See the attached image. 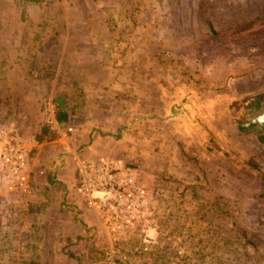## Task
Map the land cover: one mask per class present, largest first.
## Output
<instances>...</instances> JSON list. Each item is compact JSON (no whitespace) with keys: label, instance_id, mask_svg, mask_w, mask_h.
I'll use <instances>...</instances> for the list:
<instances>
[{"label":"rangeland","instance_id":"1","mask_svg":"<svg viewBox=\"0 0 264 264\" xmlns=\"http://www.w3.org/2000/svg\"><path fill=\"white\" fill-rule=\"evenodd\" d=\"M91 1L0 0V21H3V28L45 27L51 30L43 36L44 45L64 43V29L70 28L73 32L80 26L82 16L84 28L113 30V37H98L108 44L109 51L105 53H109V59L123 57L120 63L125 60L138 66L139 69L132 70L141 71L150 78L147 84L141 82L140 89H134V92L140 91L143 98L145 94L146 101L141 100L144 106L141 114L152 116L144 117L147 120L143 132L153 142L170 132L173 125L169 118L163 124L157 121L158 125H155L151 113L154 109L151 105L154 77L158 80L163 77L161 82L164 83L171 82L172 77L179 78L194 92L218 89V69L211 68L210 71L204 67L206 63L234 59L235 49L243 53L241 50L254 47L264 54V0H115L110 5H97ZM34 34L36 41L40 38L39 33L35 30ZM85 35L68 36L67 46L68 49L84 48L90 57L91 37ZM42 49L46 51L47 47ZM6 51L0 52V130L12 125L20 136L36 139L33 136L38 133L39 126L47 125L45 105L52 101L56 114L58 112L53 90L43 92L27 79L23 67L13 69L9 50ZM93 57L97 56L93 54ZM118 65L121 64H113L111 68L118 69ZM33 70L37 71L36 66L27 69L28 73ZM61 72L59 69L58 81ZM27 94L29 98L23 96ZM25 109L33 113L27 115ZM79 112L78 117L72 112L68 119L73 127L71 133L62 130L56 134L49 129L52 134L68 139V147L62 144L54 151L65 160L62 163L61 159L51 158L47 160L50 162L42 163L40 159L36 164L38 168L35 172L32 170L30 179H34V184H31L29 194L6 190L0 183V264H16L20 256H33L39 264H78L73 257L80 255L79 262L105 264L106 254L112 249L117 264H200V260L213 264L216 259L212 258L222 254L225 242L229 240L234 253L236 250L235 256L245 255L250 264H264V155L261 142H254L253 147L241 142L237 158L230 157L226 163L206 161L201 166L194 165L198 167V184L188 189L176 184L168 174L161 176L160 169L140 170L134 152L131 166L138 180L148 189L161 223V229L151 230L150 235L159 239L162 247L153 245L149 253H144L136 249L138 244L127 243L120 245L123 248L119 253L118 245L108 242L109 234L102 227L100 218L97 228L88 234L82 232L71 209L77 207L71 204L78 189L77 182L72 183L76 159L95 157L89 147L92 133L87 128L82 130L75 121L78 118L80 122H86L89 118ZM162 115L166 116L165 113ZM81 135L84 141L79 145L84 146L77 148L76 137ZM184 136H181V143L187 147L186 159L200 157L197 146L205 145L209 149L206 154L212 150L209 139L200 144L196 138ZM36 140L39 145L43 143ZM31 155L29 161L33 162L35 153ZM59 162L62 164H57ZM49 165L54 166L53 170L48 168ZM52 174L65 181L69 190L65 191L59 182L50 180ZM196 189L202 194L192 198ZM207 196L214 197L216 202L210 204ZM90 235L95 238L93 241L87 239ZM243 240L250 243H245L247 252L242 255L237 242ZM195 243H199L197 248ZM22 245L27 250L22 251ZM179 259L180 263L177 262Z\"/></svg>","mask_w":264,"mask_h":264},{"label":"crops","instance_id":"2","mask_svg":"<svg viewBox=\"0 0 264 264\" xmlns=\"http://www.w3.org/2000/svg\"><path fill=\"white\" fill-rule=\"evenodd\" d=\"M95 2L97 5H110L115 0L91 1V3ZM83 19V16L79 19L80 26L75 27L73 32L70 28L64 29V43L51 42L50 45L42 43L43 36H47L51 31L45 27L3 28V21H0V52L9 50L10 66L13 69L23 67L27 79L40 90L43 92L53 90L54 101L58 106L57 120L58 114H61L65 119L59 121L69 125L68 119L72 116L71 113L74 112V117H78L79 111L89 118L88 121H84L85 123L83 120L80 122L78 118L75 121L82 130L87 128V131L90 130L92 133L89 147L93 156H107L122 164L131 165L132 154L136 152L138 156L136 164L140 170L147 172L150 168L160 169L161 176L168 174L176 184L188 189L198 184V167L194 165L201 166L206 161L226 163L230 157L237 158L241 142L248 147H253L256 141L264 142V112L259 116L262 110L256 112L251 109L253 106H260L262 109L264 105V54H260L259 49L250 47V50H241L243 53H238L235 49L234 59L226 58L206 63L204 65L206 69L210 71L211 68L218 69L220 75L218 89L194 92L187 82L179 78L172 77L171 82L164 83L161 82L163 77L159 80L154 77V96L151 102L154 109L151 113L153 112L156 120L155 125H158L157 121L163 124L164 120L169 118L176 126L172 125L170 132H166L158 138V141L153 142L150 141L151 137L143 132L147 120H144V117L152 116L149 113L141 114L144 108L141 100L146 101L145 94L143 98L140 91L134 92V89H140L141 82L147 84L150 78L141 71L132 70L138 66H132L125 60L120 63L123 57L116 60L109 59V53H105L109 51L108 44L98 40V37H113V30L97 27L84 28L81 23ZM35 30L40 37L36 41ZM73 34L78 37L90 35L92 48L90 57L87 56L88 52L84 48L79 50L78 46H75L68 49L67 39ZM43 47H47L46 51L42 49ZM38 48L40 50H37ZM93 54L97 57H93ZM113 64L121 65L115 69L111 68ZM31 66H36L37 71L28 73L27 69ZM59 69L62 72L58 81L56 77ZM23 96L29 98V94ZM25 110L27 115L33 113ZM163 113L166 116L162 115ZM44 126L50 133L32 153H35L33 162L29 161L32 155L28 158L30 177H32V170L35 172L38 168L36 164L40 159L42 163H47L50 162L47 160L57 158L63 163L64 157L55 154L54 151L62 144L69 146L68 139L64 135L52 134L48 126ZM40 127L41 125L38 133L41 131ZM181 136L196 138L199 143L209 139L212 150L206 154L205 151L208 148L205 145L197 146V149L201 151L200 157L198 159L192 157L188 160L184 157L187 147L181 143ZM81 141H84L82 135L76 137L77 148L84 146V144L79 145ZM146 151L148 153H145ZM48 168L53 170L54 166L49 165ZM49 179L54 183L59 182L65 191L70 188L68 184L65 185V181H60L54 174L50 175ZM72 179V183L77 182L76 163ZM33 182L34 179H30L32 185ZM202 191L204 193V188ZM195 192L197 191L192 192V198L200 195ZM74 195L75 199L71 204L77 207L73 206L71 209L74 210L82 232L92 234L91 231L97 228L99 214L87 208L79 189ZM208 202L211 203V201ZM91 236L87 239L93 241L95 238ZM72 247L74 248V245ZM73 259L75 263L85 264L82 261L79 262L81 255L74 256Z\"/></svg>","mask_w":264,"mask_h":264},{"label":"built area","instance_id":"3","mask_svg":"<svg viewBox=\"0 0 264 264\" xmlns=\"http://www.w3.org/2000/svg\"><path fill=\"white\" fill-rule=\"evenodd\" d=\"M46 124L54 133L73 131L71 125L56 118L54 104L45 105ZM39 145L36 139L20 136L13 126L0 130V183L6 190L29 194L31 191L28 158ZM77 184L87 208L99 214L109 243L138 244L149 253L151 246L162 247L151 230L161 229L148 189L138 180L129 164L111 157H79L76 159ZM113 250V251H112ZM106 254L105 264H117L114 249ZM120 250V251H119ZM125 257V256H124Z\"/></svg>","mask_w":264,"mask_h":264},{"label":"trees","instance_id":"4","mask_svg":"<svg viewBox=\"0 0 264 264\" xmlns=\"http://www.w3.org/2000/svg\"><path fill=\"white\" fill-rule=\"evenodd\" d=\"M64 119L65 118H64L63 115L58 114V120H64ZM40 128H41V131L38 134L37 133L34 134L33 138H36L39 141H43V140H45L47 134L50 133V132L48 131V129L44 125H41ZM196 191L197 192H195V193H198L200 195L202 194L201 190L196 189ZM213 198L214 197L207 196L206 200L212 201L210 204H214L216 202V199L214 198V200H213ZM4 213H5V211H4ZM3 216H4V214H3ZM232 219H233V217H232ZM233 222H234V224L236 223V221H233ZM19 242L22 243L21 240ZM247 242L250 243L248 240L247 241L245 240V242H244V240L237 242V244L240 245V247H238V249H240L242 251L241 252L242 255L247 252L246 247H244L247 244ZM225 243L226 244L223 247V251L221 252L222 254H220V256H218V257L212 258L214 260L216 259L215 262H213V264H250L249 261L244 257L245 255L243 257H240L241 255L235 256L236 255L235 254L236 250H235V253H234L233 249L231 248L232 247V245H231L232 242L230 240L226 241ZM198 246H199V243H195L194 247L197 248ZM21 250L25 251L27 249H26V247H24L22 245L21 246ZM210 260H211V258H210ZM180 261H181V259H179V261L177 260L178 263H180ZM4 264H6V263H4ZM16 264H39V262H38L37 258H35L33 256L32 257L29 256L28 258H25L24 256H20V257H18V260H17ZM200 264H208V262L207 261L204 262V261L200 260Z\"/></svg>","mask_w":264,"mask_h":264},{"label":"flooded vegetation","instance_id":"5","mask_svg":"<svg viewBox=\"0 0 264 264\" xmlns=\"http://www.w3.org/2000/svg\"><path fill=\"white\" fill-rule=\"evenodd\" d=\"M262 111L264 112V109H262ZM262 111H261V114H258L259 116H261L262 115ZM263 135H264V132H263ZM261 153L264 155V142H261Z\"/></svg>","mask_w":264,"mask_h":264},{"label":"water","instance_id":"6","mask_svg":"<svg viewBox=\"0 0 264 264\" xmlns=\"http://www.w3.org/2000/svg\"><path fill=\"white\" fill-rule=\"evenodd\" d=\"M251 109L255 110L257 112L258 110H260V106H253ZM259 114H261V113H259Z\"/></svg>","mask_w":264,"mask_h":264}]
</instances>
